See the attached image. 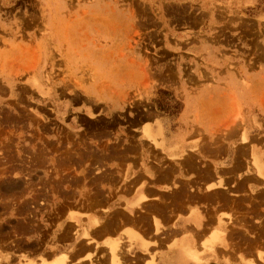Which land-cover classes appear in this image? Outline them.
<instances>
[{
  "label": "rangeland",
  "instance_id": "rangeland-1",
  "mask_svg": "<svg viewBox=\"0 0 264 264\" xmlns=\"http://www.w3.org/2000/svg\"><path fill=\"white\" fill-rule=\"evenodd\" d=\"M206 2L0 0L1 213L12 206L15 215L65 214L86 206L120 215L109 203L121 175L109 166L152 146L125 134L153 113L179 116L186 93L175 88L193 90L206 79L203 50H221L226 61L236 59L232 67L264 69V0H236L234 7L225 6L233 0H210L209 15ZM215 18L219 25L207 27ZM157 86L169 91L151 97ZM236 128L222 127L213 142L224 154ZM239 158L244 162L246 151ZM214 199L253 216L245 229L263 263L264 192Z\"/></svg>",
  "mask_w": 264,
  "mask_h": 264
},
{
  "label": "crops",
  "instance_id": "crops-1",
  "mask_svg": "<svg viewBox=\"0 0 264 264\" xmlns=\"http://www.w3.org/2000/svg\"><path fill=\"white\" fill-rule=\"evenodd\" d=\"M242 1L249 6L250 0ZM208 21L212 28L219 25L208 19L207 27ZM203 55L206 79L193 90L175 88L186 93L179 116L153 113L125 134L137 145L148 139L152 146L109 166L121 175L109 203L120 215L86 206L65 214L15 215L8 207L0 214V264H57L62 257L69 259L65 264H262V252L250 245L253 236L245 229L253 216L230 202H216L214 195L264 192V69L247 62L229 66L236 59L226 61L219 49H205ZM159 90L169 91L157 86L150 96ZM236 124L224 154L213 142L222 127ZM216 231L222 233L219 241Z\"/></svg>",
  "mask_w": 264,
  "mask_h": 264
},
{
  "label": "bare ground",
  "instance_id": "bare-ground-1",
  "mask_svg": "<svg viewBox=\"0 0 264 264\" xmlns=\"http://www.w3.org/2000/svg\"><path fill=\"white\" fill-rule=\"evenodd\" d=\"M160 127V126H159ZM243 140H245L244 139V137L242 138ZM248 142V141H247ZM246 142V143H247ZM204 153V152H203ZM212 153V152H211ZM4 154V153H3ZM80 155V154H79ZM206 156V155H205ZM5 157V156H4ZM253 159V158H252ZM5 161V160H4ZM256 161V160H255ZM19 164V163H18ZM20 165V164H19ZM257 167V166H256ZM210 169V168H209ZM4 173V172H3ZM166 174V173H165ZM3 175V174H2ZM261 176V175H260ZM250 177V176H249ZM237 178V177H236ZM247 178V177H246ZM245 178V179H246ZM200 179V178H199ZM250 179V178H249ZM253 179V178H252ZM1 180V179H0ZM6 180V179H5ZM246 180H248V179H246ZM3 182V181H2ZM1 182V183H2ZM39 184V183H38ZM52 184V183H51ZM34 185V184H33ZM220 185V184H219ZM41 186V185H40ZM210 186H208L207 187V189H211V187L209 188ZM29 188V187H28ZM52 188V187H51ZM42 189H45L44 187H42ZM219 189V188H218ZM11 190V191H10ZM9 191H10V193L12 192V189H10ZM21 190V189H20ZM41 190V189H40ZM8 191V192H9ZM15 191V190H14ZM38 191V190H37ZM37 191H35V192H37ZM144 191V190H143ZM170 191H171V189H170ZM5 192H7V191H5ZM25 192V191H24ZM23 192V193H24ZM100 192V191H99ZM9 193V194H10ZM17 193H18V191H17ZM29 193V192H28ZM93 193V192H92ZM95 193V192H94ZM168 193V192H167ZM179 193H181V192H179ZM8 194V193H7ZM15 194V193H14ZM100 194V193H99ZM216 194V193H215ZM12 195V194H11ZM46 195V194H45ZM90 195V194H89ZM199 195H201V194H199ZM1 196V195H0ZM6 196V195H5ZM15 196V195H14ZM4 197V196H3ZM43 197V196H42ZM93 197H94V195H93ZM10 198V197H9ZM14 198V197H13ZM13 198H10V199H13ZM41 198V197H40ZM246 198V197H245ZM0 199H1V197H0ZM6 199V198H5ZM10 199H9V201H10ZM17 199V198H16ZM89 199V198H88ZM107 199V198H106ZM168 199V198H167ZM231 199V198H230ZM26 200V199H25ZM0 201H2V202H6V201H4V200H0ZM16 201V200H15ZM91 201V200H90ZM161 201H163L164 202V200H162L161 199ZM160 201V202H161ZM174 201V200H173ZM184 201V200H183ZM230 201V200H229ZM25 202V201H24ZM39 202V201H38ZM17 203V202H16ZM43 203V202H42ZM170 203V202H169ZM15 204V203H14ZM13 204V205H14ZM103 204V203H102ZM184 204V203H183ZM236 204V203H235ZM7 205V204H6ZM6 205H4V206H6ZM92 205V204H91ZM101 205V204H100ZM152 206V205H151ZM10 207H12V206H10ZM171 207V206H170ZM14 208V207H13ZM30 208H31V206H30ZM142 208V207H141ZM17 209V208H16ZM20 209H21V206H20ZM27 209V211H28V208H26ZM33 209V208H32ZM77 209V208H76ZM22 210H23V208H22ZM30 210V209H29ZM144 210V209H143ZM180 210V209H179ZM2 211V210H1ZM18 211V210H17ZM17 211H16V213H17ZM31 211V210H30ZM154 211V210H153ZM3 212V211H2ZM6 212H8V211H6ZM5 212V213H6ZM26 212V211H25ZM33 212V211H32ZM142 212V211H141ZM147 212V211H146ZM150 212V211H149ZM14 213V212H13ZM0 214H1V212H0ZM3 214V213H2ZM25 214V213H24ZM150 214V213H149ZM259 215V214H258ZM228 217V216H227ZM229 218V217H228ZM258 218V217H257ZM215 220V219H214ZM260 222V221H259ZM204 223V222H203ZM214 223V222H213ZM156 224V223H155ZM102 226H104V225H102ZM157 226V225H156ZM160 228V227H159ZM155 229V228H154ZM158 230V229H157ZM155 232V231H154ZM65 233H67V232H65ZM107 233V232H106ZM215 235H216V241H219V237L222 235V233L221 232H218V231H216L215 232ZM7 236V235H6ZM67 240V239H66ZM225 240V239H224ZM212 242V241H211ZM260 242V241H259ZM220 243V242H219ZM121 244V243H120ZM119 245V244H118ZM255 246V245H254ZM117 249H118V247H116ZM210 248V247H209ZM34 249V248H33ZM116 249V250H117ZM208 250V249H207ZM259 250V249H258ZM118 251H120V250H118ZM112 252V251H111ZM258 252H260V251H258ZM194 253V252H193ZM196 253V252H195ZM115 254V253H114ZM118 254V253H117ZM66 255V254H65ZM60 257H61V255H60ZM116 257V256H115ZM258 257H259V259L261 260V261H263V259H261V257H263L262 256V253H259L258 254ZM69 258V257H68ZM117 259V258H116ZM66 260H67V257H62L60 260H59V262L57 263V264H65V262H66ZM69 260V259H68ZM67 260V261H68ZM264 263V262H263ZM262 263V264H263ZM54 264H56V263H54ZM250 264H252V263H250ZM261 264V263H260Z\"/></svg>",
  "mask_w": 264,
  "mask_h": 264
}]
</instances>
